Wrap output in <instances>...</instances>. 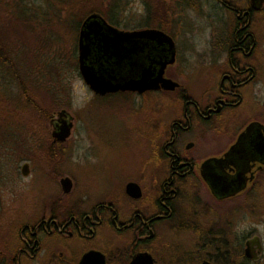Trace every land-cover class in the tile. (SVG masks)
Instances as JSON below:
<instances>
[{
  "label": "flooded vegetation",
  "instance_id": "flooded-vegetation-1",
  "mask_svg": "<svg viewBox=\"0 0 264 264\" xmlns=\"http://www.w3.org/2000/svg\"><path fill=\"white\" fill-rule=\"evenodd\" d=\"M134 1L128 24L97 13L118 30H159L171 46L131 38L118 63L102 68L122 82L161 60L162 77L175 85L103 94L84 85L91 104L122 103L132 115L142 103L144 156L132 169L126 157H102L96 195L70 172L59 175L58 185L68 177V192L58 186L59 195L29 204L14 226H5L12 233L0 238V264H130L142 253L152 264H264L263 240L248 226L264 215V0L257 8L251 0ZM206 32L208 38L195 37ZM153 95L172 106L156 123ZM68 114L67 138L78 120ZM55 142L63 143L50 136ZM160 228L178 238L160 235Z\"/></svg>",
  "mask_w": 264,
  "mask_h": 264
},
{
  "label": "rangeland",
  "instance_id": "rangeland-1",
  "mask_svg": "<svg viewBox=\"0 0 264 264\" xmlns=\"http://www.w3.org/2000/svg\"><path fill=\"white\" fill-rule=\"evenodd\" d=\"M22 1H28L30 3L28 6L37 7V10L33 11L35 19H40L46 13V17L52 23L49 28L43 30L50 38V44L45 45V49H35L38 55L32 62L33 73L30 71L29 74L27 68L23 70L20 67L25 79L21 78L18 73L12 76L10 72L8 76L0 77V93L7 98L12 97L11 103L9 101L8 103L12 105L11 110L16 112L17 118L14 126H18V138L21 136V139L11 140L6 148L1 149L0 220L3 218V222H0V229L4 226L5 230L0 231V238L12 233L7 231V225L14 226L12 221L17 217L21 218L29 204L47 202L48 197L59 195L60 190L57 183L59 175L68 176L70 172L90 192L94 190V195H96L97 188L103 187L98 171V162L102 157H126L132 169L138 158L143 157L145 153L146 125L142 103L136 102L137 112L132 115L122 103L109 105L89 103L91 93L87 91L80 79L77 67L73 64L72 58L76 61L77 28H74L75 25L88 13L89 8L106 6L107 1L57 0L56 8L48 5L46 0ZM135 3L134 0H117L111 12L102 9V14L112 15L114 21L128 24ZM50 8L52 9L47 11ZM3 13H0V17ZM3 18H6L5 13ZM4 19L0 23L3 21L6 24ZM19 22L14 28L15 33L12 34L10 29L5 31L7 36L4 41L7 46L15 43L22 46L21 50L18 46L15 47L16 57L24 54L23 47L26 44L29 46V38L30 40L34 37L36 40L40 39V27L23 30ZM195 37L197 40L205 39L208 38V33ZM30 48L38 47L32 44ZM13 49L10 48V50ZM188 84L191 90L198 88V82L194 78ZM254 89L257 88L254 87ZM152 100V122L156 123L169 114L172 106L168 103V98L161 95H153ZM86 105H90L87 114L82 111ZM61 108L70 113L75 112L78 120L69 138L59 146L53 147L56 151H53L54 156L50 157L49 148H47V143H50L47 120L42 124L41 119L44 118L43 114L51 115ZM244 109H247L246 105ZM83 117L87 119L85 129L82 127ZM25 151L28 152L23 157ZM68 157H71L74 163L70 162ZM83 157L89 160L83 162ZM22 162L28 164L29 170L26 176L19 174ZM107 185L110 184H106L105 189L108 188ZM113 186L114 184L110 186V189ZM63 198L68 200V195ZM262 220L263 223L254 225L250 219L248 226L249 229L255 228V233L264 243V215ZM159 233L164 235L169 232L160 228ZM175 234L169 233L170 239L178 238Z\"/></svg>",
  "mask_w": 264,
  "mask_h": 264
},
{
  "label": "water",
  "instance_id": "water-1",
  "mask_svg": "<svg viewBox=\"0 0 264 264\" xmlns=\"http://www.w3.org/2000/svg\"><path fill=\"white\" fill-rule=\"evenodd\" d=\"M251 1H255L254 7L256 8L261 3V0ZM135 37L138 39H152L157 41V43H166L169 46L172 43L169 36L156 29H143L132 32L122 31L107 24L97 12H90L85 16L77 34L76 65L82 81L92 92L103 94L104 92L115 90H130L140 93L144 90L172 88L175 85L170 80L162 77V70L166 62L161 60L156 63V69L150 66L142 68L138 78L127 79L122 82H115L114 77L111 75L112 70L109 71V68H102L103 63H109L107 64L108 67L110 64L118 63V59L121 56L119 53L125 49L122 44ZM171 58L172 54H170L169 61H171ZM70 119L68 111L63 108L51 114L48 122L50 125V136L53 141L63 142L68 137L71 126ZM19 172L21 176L27 175L28 165L26 162H22ZM59 186L62 192H68L67 176L60 177ZM133 186H135L133 183L127 184V187L131 188ZM128 193L131 194L129 190ZM245 255L252 258L248 254L247 249H245ZM130 264H152V258L145 253L137 254L132 258ZM201 264L209 263L202 262Z\"/></svg>",
  "mask_w": 264,
  "mask_h": 264
},
{
  "label": "trees",
  "instance_id": "trees-1",
  "mask_svg": "<svg viewBox=\"0 0 264 264\" xmlns=\"http://www.w3.org/2000/svg\"><path fill=\"white\" fill-rule=\"evenodd\" d=\"M57 0H46V3L49 5H52L53 8H56L55 2ZM107 1L106 6H101V7H93L89 8L87 11H95L99 12L102 14V11H111L114 9L115 4L117 0H105ZM28 1H22V0H0V13L4 12L6 15V18H3L4 13L2 14V17H0V21L4 19L6 24L2 21L0 23V77L2 76H8L9 72L11 73L12 76H15V73H18L21 78L25 79V76L23 74V71L20 67L25 70V68L28 69V73L30 74V71L33 73V66L32 62L36 59L38 52L35 51V49H45V45L50 44V38L44 32L43 30L45 28H49L52 22L46 17V13L40 18V19H35V15L33 14V11L37 10V7L34 5H29L28 6ZM51 7V6H50ZM48 8V7H47ZM47 9L48 10H51ZM103 9V10H102ZM20 21L19 23L21 24V29L26 30H32L33 28L36 29L37 27H40V39L36 40L34 37L33 39L28 41L30 42L29 46L26 44L23 47V52L24 54L20 57H16V46L17 43L7 46L5 45V37L7 34H5V31L10 29V31L15 33V26L16 23ZM23 23V24H22ZM78 23L75 25V29L77 28ZM48 31V30H47ZM49 41V42H48ZM37 45L38 48H33L31 49V45ZM20 45V44H19ZM39 45V46H38ZM10 48H14L13 50H10ZM18 48L21 50L22 46H18ZM37 52V53H36ZM73 64L76 66V61L74 58H72ZM24 62V63H23ZM21 65V66H20ZM27 67H26V66ZM25 66V67H24ZM11 98L12 97H5L2 93H0V152L2 148H6V145L9 144V141L11 140H18L21 139V136L18 138V129L17 127L14 126L15 121H16V112L12 111V105L8 103V101L11 103ZM4 99V102H2ZM25 104V103H24ZM16 110V109H15ZM43 119H41V123L44 124L46 120L49 119L50 114H43ZM14 126V127H13ZM17 129V130H16ZM62 143H47V148H49V156L53 157L54 152L56 149H53V147H57ZM25 149V148H24ZM28 151H25L23 153V157H25V153ZM2 155V152L0 153V157Z\"/></svg>",
  "mask_w": 264,
  "mask_h": 264
}]
</instances>
